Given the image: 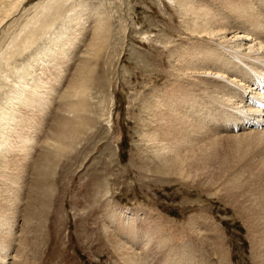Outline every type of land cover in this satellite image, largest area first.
Segmentation results:
<instances>
[{
    "label": "rangeland",
    "instance_id": "rangeland-1",
    "mask_svg": "<svg viewBox=\"0 0 264 264\" xmlns=\"http://www.w3.org/2000/svg\"><path fill=\"white\" fill-rule=\"evenodd\" d=\"M188 1L0 0V133H12L0 197L16 200L0 264H121L123 252L141 264H264V135L245 134L253 122L216 121L192 146L152 143L168 88L205 42L194 33L216 12ZM204 143L205 163L187 159Z\"/></svg>",
    "mask_w": 264,
    "mask_h": 264
},
{
    "label": "bare ground",
    "instance_id": "bare-ground-1",
    "mask_svg": "<svg viewBox=\"0 0 264 264\" xmlns=\"http://www.w3.org/2000/svg\"><path fill=\"white\" fill-rule=\"evenodd\" d=\"M184 1L185 3L190 2L188 0ZM226 1L210 0L216 10V12L212 11L211 13V24L203 21V28L194 33L197 39L205 42L193 46L194 55L190 58L191 70L186 67L183 68L185 72H183L181 83L178 81L172 82V88H168L170 91L169 99H165L164 111L161 112L157 125L159 130L154 134L152 143H155L158 135L160 138H158V142L164 144L165 142L172 141L175 147L192 146L199 139L205 142L203 138L207 136L203 137L204 130L207 125H210V129H213L211 126L216 121H219V127L223 130L235 127L233 125L238 126L239 121L241 123L252 121L261 128H257L259 130H256V132L249 130L245 134L264 135V93L262 90L264 88V70L261 69L264 66V36H261V32L264 31V13L260 15L258 11L255 12V8L250 0ZM254 2L260 7L264 4V0H254ZM217 12H220L223 16H216ZM209 14L210 11L206 10L203 13L202 19L207 18ZM228 14H230V20ZM241 18L244 19L241 20ZM31 30L33 29L31 28ZM232 31L233 33L228 36ZM25 35L22 34L21 36L20 34L19 36L22 38ZM33 37L34 33L30 32L21 41L20 46L30 44ZM205 37L208 38L205 39ZM252 74L257 77L259 76L261 79L259 82L261 88L258 86L254 91V88H251L248 82L249 79L251 80L254 77ZM200 82L211 83L210 86L211 88L214 87V89L209 90L208 87L202 86ZM183 85L185 87H182ZM248 94L250 95L248 96ZM43 95L44 92L29 102L28 105L36 102ZM242 96L246 98L244 99ZM27 98L28 96L25 97V99ZM209 110L211 111L210 115L209 113L207 114ZM72 111L73 109H70L69 112L71 113ZM9 117L12 119V116ZM252 126L250 125V129ZM11 129L12 127L10 126L9 130ZM10 133L9 131L0 133V148L2 146L9 147L8 145L11 140L8 139V135ZM28 139L25 137L22 140L20 149H24L23 147L27 145ZM62 139L65 140L61 136V138H58V141L54 140V143H62ZM207 145L209 144L197 145L198 147L196 146L197 148H194L190 152L191 154L188 155L187 159L195 157V160L199 162L198 158H200L201 162L205 163L209 159L208 156L203 152H197V150L200 147H207ZM9 152L6 150L5 153L10 154ZM9 192L11 193V190L4 195L5 197H0V251H4L3 245L7 238L5 233H9L11 229V224L7 221L6 217L10 216L11 209L13 212L14 208H11V204L16 201L15 199L12 201V198L9 197ZM4 207L7 208L1 210ZM123 212L124 210H119L120 214H123ZM128 216H124L125 222L131 221ZM259 216L261 220L258 227L264 231V216ZM152 222L155 224L154 220H151L148 228H156L157 231H161L160 227H158L159 222L156 221L157 225L153 227L152 225L154 224ZM152 231L150 232L148 229L144 231L143 229L140 236L148 238L150 241L155 236L152 234ZM123 232L129 233L130 241L135 242L139 239L137 229L134 231L133 227H124ZM140 240L142 241L143 239ZM119 253L121 254L122 252L119 251ZM123 255L124 258L123 260L121 258V264H141L142 259L145 260L144 258H146L143 256L144 258L139 260L134 252L132 254L130 252H123ZM176 258H179L178 253Z\"/></svg>",
    "mask_w": 264,
    "mask_h": 264
}]
</instances>
